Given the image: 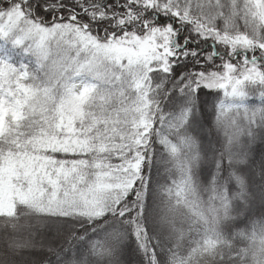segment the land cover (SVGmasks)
I'll list each match as a JSON object with an SVG mask.
<instances>
[{"label": "snow or ice", "instance_id": "obj_1", "mask_svg": "<svg viewBox=\"0 0 264 264\" xmlns=\"http://www.w3.org/2000/svg\"><path fill=\"white\" fill-rule=\"evenodd\" d=\"M0 264H264V0H0Z\"/></svg>", "mask_w": 264, "mask_h": 264}]
</instances>
